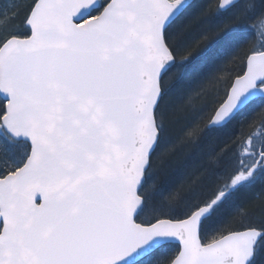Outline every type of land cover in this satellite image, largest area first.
I'll list each match as a JSON object with an SVG mask.
<instances>
[{"label": "snow or ice", "instance_id": "snow-or-ice-1", "mask_svg": "<svg viewBox=\"0 0 264 264\" xmlns=\"http://www.w3.org/2000/svg\"><path fill=\"white\" fill-rule=\"evenodd\" d=\"M0 264H264V0L0 5Z\"/></svg>", "mask_w": 264, "mask_h": 264}, {"label": "rangeland", "instance_id": "rangeland-1", "mask_svg": "<svg viewBox=\"0 0 264 264\" xmlns=\"http://www.w3.org/2000/svg\"><path fill=\"white\" fill-rule=\"evenodd\" d=\"M12 2V1H11ZM5 3L10 4V0H4V3H1L0 5H3ZM225 72H227V69H225ZM223 83V80H220ZM220 81L215 80H204L203 81V87L205 89L203 96L201 97V100L197 103H207L211 105V102L213 98L216 96V94L222 90L223 84L220 86ZM210 114V113H209Z\"/></svg>", "mask_w": 264, "mask_h": 264}, {"label": "trees", "instance_id": "trees-1", "mask_svg": "<svg viewBox=\"0 0 264 264\" xmlns=\"http://www.w3.org/2000/svg\"><path fill=\"white\" fill-rule=\"evenodd\" d=\"M11 1H12V0H10V3H11ZM1 3H4V0H0V4H1Z\"/></svg>", "mask_w": 264, "mask_h": 264}, {"label": "bare ground", "instance_id": "bare-ground-1", "mask_svg": "<svg viewBox=\"0 0 264 264\" xmlns=\"http://www.w3.org/2000/svg\"><path fill=\"white\" fill-rule=\"evenodd\" d=\"M229 67H231V66H229ZM222 84H223V86H224V83H222V82L220 81V84H219V85L221 86Z\"/></svg>", "mask_w": 264, "mask_h": 264}]
</instances>
